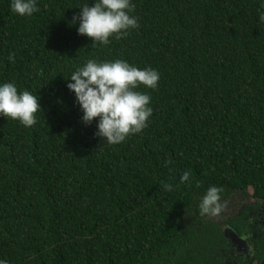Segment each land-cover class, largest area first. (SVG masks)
I'll return each mask as SVG.
<instances>
[{"label":"trees","instance_id":"trees-1","mask_svg":"<svg viewBox=\"0 0 264 264\" xmlns=\"http://www.w3.org/2000/svg\"><path fill=\"white\" fill-rule=\"evenodd\" d=\"M83 2L38 0L40 10L21 17L0 0V83L31 92L42 109L30 128L0 117V260L260 264L264 232L248 211L198 209L213 185L224 209L238 198L264 205L260 0H132L139 28L107 46L70 26ZM90 59L160 73L155 90L138 89L151 96L148 126L121 144L81 122L67 88L65 78ZM186 171L191 182L181 184ZM226 226L253 235L250 260L235 257Z\"/></svg>","mask_w":264,"mask_h":264},{"label":"clouds","instance_id":"clouds-1","mask_svg":"<svg viewBox=\"0 0 264 264\" xmlns=\"http://www.w3.org/2000/svg\"><path fill=\"white\" fill-rule=\"evenodd\" d=\"M260 4L264 7V0H260ZM82 5L69 24H78L77 34L91 38L93 46H107L110 38L121 39L130 30L139 28L138 17L132 14V0H93L92 6L84 0ZM10 7L21 17H31L40 10L38 0H11ZM259 19L264 22V12ZM8 59L14 62L13 56ZM65 79L82 113L81 122L91 126L95 121L94 135L105 144H121L148 126L153 114L151 96L138 89L158 87L160 73L156 69L138 68L123 59H90ZM38 101L39 97L31 92L18 91L14 82L0 83V117L19 121L26 128L33 127L37 123V113L42 110ZM186 182H191L188 171L180 177L181 184ZM164 189L172 191L173 186L165 184ZM222 193V188L210 186L198 204L199 214L218 216L224 208L220 202ZM0 264H7V261L0 260Z\"/></svg>","mask_w":264,"mask_h":264},{"label":"flooded vegetation","instance_id":"flooded-vegetation-1","mask_svg":"<svg viewBox=\"0 0 264 264\" xmlns=\"http://www.w3.org/2000/svg\"><path fill=\"white\" fill-rule=\"evenodd\" d=\"M238 199H240V200L239 201H236L237 204H239L241 202L242 203H245V205H247L249 203H254V204L252 206H247L244 209L239 208L238 210H237L238 205L237 206H234L235 209L232 208L234 211H232V210L230 211V210H227V209H224L223 208L224 214H226L227 217H229V216L232 217L233 215H237V216L240 217V216H242L241 215V211L242 210L248 211V216H245V218L248 217L250 220H252V222H253L252 226L254 228H258V229H260L261 232H264V217L263 216L262 217H259L258 215L253 214L254 211L257 210V205H259V204H261L263 206L261 208V210L262 211L264 210L263 202L260 201V200H257V199H253V198H249V199L238 198ZM225 205H226V203H225ZM249 212H250V215H249ZM243 234H241V235L238 236L241 240H239L240 242L237 241L236 244L238 246L245 247V249H243V250H247L248 248H250L251 251L249 253L248 252H245V254H241L240 253L238 255V254L235 253L234 247L230 246L233 249V251H234L235 257L237 259H239L240 262H244V261L250 260L252 258V255H253V253L255 251V242H256V241L253 240L254 238H253V235L252 234H245L244 232H243ZM242 238H244L246 242L245 241L243 242Z\"/></svg>","mask_w":264,"mask_h":264},{"label":"rangeland","instance_id":"rangeland-1","mask_svg":"<svg viewBox=\"0 0 264 264\" xmlns=\"http://www.w3.org/2000/svg\"><path fill=\"white\" fill-rule=\"evenodd\" d=\"M240 199H235V202H234V204L232 205V208L233 209H235V207L234 206H237L238 205V207H237V210L239 209V208H241V209H244V208H246L247 206H252L254 203H249V204H247V205H245V203H239V204H237V202L236 201H239ZM263 206L261 205V204H259V205H257V210L256 211H254V213L253 214H256V215H258L259 217H264V210L262 211L261 210V208H262ZM232 208H229V207H227V208H225V209H227V210H232V211H234ZM249 215H250V212H249ZM227 228V229H226ZM225 230L227 231V232H231V230L229 229V227L228 226H226V227H224V229H223V232H225ZM233 234H235V232L233 231ZM237 236H239L238 234H237ZM226 240H227V242H228V244L230 245V246H232V247H234V249H235V253L236 254H245V252H250L251 251V249L250 248H248L247 250H243V249H245V247H241V246H238L235 242H233L231 239H230V237H228L227 236V238H226ZM242 240H243V242L245 241V239L244 238H242ZM246 242V241H245Z\"/></svg>","mask_w":264,"mask_h":264},{"label":"water","instance_id":"water-1","mask_svg":"<svg viewBox=\"0 0 264 264\" xmlns=\"http://www.w3.org/2000/svg\"><path fill=\"white\" fill-rule=\"evenodd\" d=\"M227 229V228H226ZM229 229L231 230V232H227L226 230H225V232H223V235H224V237L225 238H227V236L228 237H230V239L233 241V242H235V243H237V241H239V240H241L238 236H237V234L235 233V234H233V230L229 227ZM240 242V241H239ZM260 264H264V258H263V260L260 262Z\"/></svg>","mask_w":264,"mask_h":264}]
</instances>
